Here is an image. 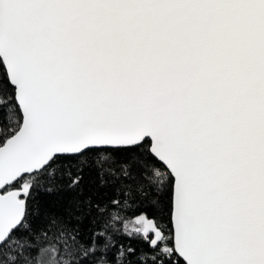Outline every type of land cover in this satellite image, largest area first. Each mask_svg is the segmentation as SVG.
<instances>
[{
	"label": "snow or ice",
	"instance_id": "1",
	"mask_svg": "<svg viewBox=\"0 0 264 264\" xmlns=\"http://www.w3.org/2000/svg\"><path fill=\"white\" fill-rule=\"evenodd\" d=\"M0 264H264V0H0Z\"/></svg>",
	"mask_w": 264,
	"mask_h": 264
}]
</instances>
